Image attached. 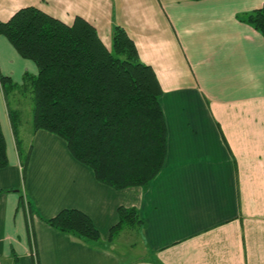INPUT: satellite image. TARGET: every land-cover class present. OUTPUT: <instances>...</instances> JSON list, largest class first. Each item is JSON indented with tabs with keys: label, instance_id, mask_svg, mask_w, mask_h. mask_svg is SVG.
<instances>
[{
	"label": "crops",
	"instance_id": "1",
	"mask_svg": "<svg viewBox=\"0 0 264 264\" xmlns=\"http://www.w3.org/2000/svg\"><path fill=\"white\" fill-rule=\"evenodd\" d=\"M263 3L0 0L2 20L29 4L67 23L80 15L107 47L113 25L123 26L161 85L166 127L157 174L145 185L114 188L75 159L61 136L24 132L22 116L16 135L0 89L7 154L0 264H264V35L241 19ZM37 71L0 34V72L21 83L25 72ZM17 144L29 149L24 168ZM120 205L135 208L142 223L110 238ZM63 208L87 213L100 237L81 238L46 221ZM125 230L139 233L131 259L127 247L115 248Z\"/></svg>",
	"mask_w": 264,
	"mask_h": 264
},
{
	"label": "trees",
	"instance_id": "2",
	"mask_svg": "<svg viewBox=\"0 0 264 264\" xmlns=\"http://www.w3.org/2000/svg\"><path fill=\"white\" fill-rule=\"evenodd\" d=\"M241 19L264 35V3ZM0 34L38 67L36 74L25 72L21 83L0 72L6 102L10 93L32 95V131L42 128L61 136L75 159L89 166L98 181L114 188L145 185L157 174L166 149L158 100L162 88L123 26L113 25L109 48L84 17L77 15L67 23L29 4L0 19ZM10 105L11 123L19 135L21 113ZM17 145L24 168L29 149ZM6 164L0 126V167ZM21 201L32 216L23 194ZM117 212L119 219L110 228V238L123 226L142 223L135 208L120 205ZM46 221L81 238L100 237L91 217L77 208H63Z\"/></svg>",
	"mask_w": 264,
	"mask_h": 264
},
{
	"label": "rangeland",
	"instance_id": "3",
	"mask_svg": "<svg viewBox=\"0 0 264 264\" xmlns=\"http://www.w3.org/2000/svg\"><path fill=\"white\" fill-rule=\"evenodd\" d=\"M109 48H111V43L109 44ZM9 101L11 106L17 107L20 110L21 116H22V125L24 126L25 130L24 132L30 131V128L32 127V107H33V101H32V95L30 92L26 93H19V94H9ZM139 233L136 232V230L129 231L125 230V232L122 233L117 239H116V245L115 248L119 250H125L127 251L126 247L128 248V251H131V258L135 257V243L139 241ZM117 246V247H116Z\"/></svg>",
	"mask_w": 264,
	"mask_h": 264
}]
</instances>
